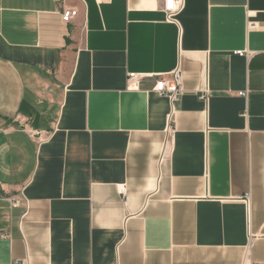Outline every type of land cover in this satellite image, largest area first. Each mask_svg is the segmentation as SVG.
<instances>
[{
	"label": "crops",
	"instance_id": "crops-1",
	"mask_svg": "<svg viewBox=\"0 0 264 264\" xmlns=\"http://www.w3.org/2000/svg\"><path fill=\"white\" fill-rule=\"evenodd\" d=\"M161 7L0 0V264H264V0Z\"/></svg>",
	"mask_w": 264,
	"mask_h": 264
},
{
	"label": "built area",
	"instance_id": "built-area-1",
	"mask_svg": "<svg viewBox=\"0 0 264 264\" xmlns=\"http://www.w3.org/2000/svg\"><path fill=\"white\" fill-rule=\"evenodd\" d=\"M162 2V11L165 13L166 21L172 24H178V17L183 12L185 7V0H161ZM79 16V11L76 9H64L62 12V19L64 23H71L75 18ZM257 24L254 22L249 23L250 29H256ZM240 57H245L247 53L244 51H238L235 53ZM249 54V53H248ZM146 75L130 73L128 75L127 87L128 89H138V82L142 80ZM156 84L154 87V92L159 96L170 97L174 102L177 101L183 94V76L180 70H175L172 73L161 75L156 78ZM208 92L203 97L204 101H208ZM241 96L246 97L247 94L242 93ZM38 138L41 133H34ZM245 203H250V197L243 199ZM14 204L16 201L13 199ZM250 257V254H247V258ZM14 264H28V261ZM246 264V263H245Z\"/></svg>",
	"mask_w": 264,
	"mask_h": 264
}]
</instances>
